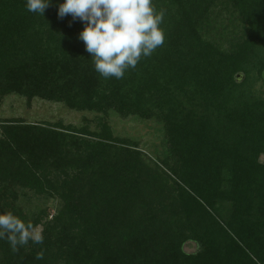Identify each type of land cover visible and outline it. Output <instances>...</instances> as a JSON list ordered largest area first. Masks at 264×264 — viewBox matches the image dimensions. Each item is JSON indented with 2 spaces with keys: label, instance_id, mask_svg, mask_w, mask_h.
<instances>
[{
  "label": "trees",
  "instance_id": "obj_1",
  "mask_svg": "<svg viewBox=\"0 0 264 264\" xmlns=\"http://www.w3.org/2000/svg\"><path fill=\"white\" fill-rule=\"evenodd\" d=\"M166 1L153 4L160 9ZM201 1L205 6L197 5ZM215 1L193 0L203 11ZM219 1L243 29L230 49H213L198 36L193 6L177 24L181 34L167 35L157 49L177 93L165 113L169 175L149 168L108 129L97 139L73 136L65 145L59 131L0 125L1 186L46 187L63 203L43 223L42 245L30 241L13 253L0 238V264H264V99L239 90L253 61L264 83V0ZM62 2L51 0L42 16L28 12L25 0H0V91L50 98L62 91L55 78L74 74L77 93L59 96L68 106L146 115L152 94L142 70L155 52L123 79L105 82L78 39L83 23L58 17ZM190 4L184 0L181 7ZM50 78L55 86L41 84ZM0 203V210L9 205L3 196ZM8 208L33 228L41 222L39 215ZM186 241L197 249L186 252ZM41 251L44 258L37 260Z\"/></svg>",
  "mask_w": 264,
  "mask_h": 264
},
{
  "label": "rangeland",
  "instance_id": "obj_2",
  "mask_svg": "<svg viewBox=\"0 0 264 264\" xmlns=\"http://www.w3.org/2000/svg\"><path fill=\"white\" fill-rule=\"evenodd\" d=\"M182 1L184 0L166 1L160 5V9L156 8L158 11H165L162 27L166 38L167 35L181 34L180 27L177 24L181 23L182 13L188 14L189 11H192L190 10L192 6L198 12L197 14H191L198 23V36L202 40H206L213 49L222 52L230 49L229 45L232 42H236L239 35H241L243 29L239 17L233 10L228 9L223 3L221 4L219 0L206 5L207 9L205 11H203L204 9H196L194 7L196 3L193 0H187L191 4L187 6V10H184L181 7ZM199 4L205 6L202 5L203 1L197 3V5ZM166 38L165 41L167 40ZM54 54H52V57ZM46 56H50L48 50L46 51ZM159 58L158 50H156L150 60V65L142 70L146 73L141 71L146 80L150 82L148 83V90L150 89L152 94L149 102L146 103L149 107L146 115H122L109 110L107 112H99L79 110L68 106L63 99H59V96L64 94V91L73 95L77 93L78 87L75 86L73 81L70 82V80L75 78L74 74L63 73L60 76L57 75L59 78H55L56 83H59L58 86L62 87V91H57L55 96L50 98L40 94L29 97L24 92L0 91V125L19 123L17 125L28 126L29 128H48L59 131L63 135L65 145L70 144L74 140L73 136L97 139L103 129H108L113 139L124 140L128 145L138 150L149 168H155V165L160 166L169 175L170 171L163 163L166 160L171 165L173 161L167 147L165 113L169 109L168 106L173 103L170 97L177 96V93L173 89L171 78L164 71L165 68L159 65ZM158 68L163 71H159ZM248 70L247 77L244 76L242 80L245 82L239 87V90L247 98L264 99V83L258 78L255 61L249 65ZM76 79L80 80L79 77ZM107 81L105 80V82ZM41 84H44L47 88L55 86L51 78L45 82L42 80ZM82 129L87 130L88 133H80ZM263 158L264 154L261 155V159ZM171 177L175 178L174 176ZM6 187H9L10 190L5 191ZM14 192L16 194L15 200ZM166 193L170 195V193ZM1 196L9 205H15L16 209L24 216L31 218L39 215L41 222L33 228L35 232L39 233L42 232L45 220H49L51 216L58 215L63 204L62 200L56 195L49 193L46 187H44L43 192H38L34 189L18 186L14 188V183L11 182H7L4 186L0 184ZM173 198H175V195L170 200ZM9 205L3 207L0 213L10 212ZM169 210V208L166 210L165 215H160V220L171 212ZM197 247V244L193 241H186L183 244V249L189 253L194 252Z\"/></svg>",
  "mask_w": 264,
  "mask_h": 264
},
{
  "label": "clouds",
  "instance_id": "obj_3",
  "mask_svg": "<svg viewBox=\"0 0 264 264\" xmlns=\"http://www.w3.org/2000/svg\"><path fill=\"white\" fill-rule=\"evenodd\" d=\"M50 3L25 0V7L43 16ZM57 15H70L73 21L83 23L78 39L90 54L94 71L104 80L123 79L128 70L135 69L165 43V11H158L153 0H63ZM0 238L7 240L13 253L30 241L36 245L44 242L42 233L12 212L0 213ZM35 258L42 260L43 251Z\"/></svg>",
  "mask_w": 264,
  "mask_h": 264
},
{
  "label": "water",
  "instance_id": "obj_4",
  "mask_svg": "<svg viewBox=\"0 0 264 264\" xmlns=\"http://www.w3.org/2000/svg\"><path fill=\"white\" fill-rule=\"evenodd\" d=\"M261 76L264 79V69L261 72ZM236 78L239 79V80H241L243 78V74L242 73H237L236 74Z\"/></svg>",
  "mask_w": 264,
  "mask_h": 264
}]
</instances>
